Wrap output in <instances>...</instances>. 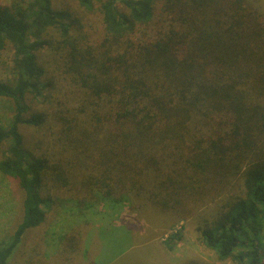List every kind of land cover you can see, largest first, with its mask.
<instances>
[{"label":"trees","instance_id":"obj_1","mask_svg":"<svg viewBox=\"0 0 264 264\" xmlns=\"http://www.w3.org/2000/svg\"><path fill=\"white\" fill-rule=\"evenodd\" d=\"M78 1L90 11L98 5L105 33L97 45L71 35V14L52 0L0 4V52L8 44L14 51L13 78L0 81V98L12 104L10 124L0 126V173L24 193L22 220L0 243V264H10L25 234L45 221L43 206L57 203L55 195L82 215L145 201L154 215L180 220L219 202L215 219L199 227L203 243L221 261L264 264L259 5ZM141 25H153L155 36L133 40ZM50 32L60 36L55 43L46 40ZM44 48L83 94L76 109L32 110L31 96L44 98L52 86L39 61ZM46 124L54 142L41 155L20 128Z\"/></svg>","mask_w":264,"mask_h":264},{"label":"rangeland","instance_id":"obj_2","mask_svg":"<svg viewBox=\"0 0 264 264\" xmlns=\"http://www.w3.org/2000/svg\"><path fill=\"white\" fill-rule=\"evenodd\" d=\"M15 0H0L10 6ZM264 13V0H254ZM55 10L71 14V35L87 38L97 45L104 37L103 19L98 5L92 11L80 6L78 0H52ZM121 6V4H119ZM153 25L138 26L133 40H149L155 36ZM59 34L50 32L46 40L54 43ZM34 42L35 40L32 39ZM50 48L39 52L44 67V81L52 84L44 98L33 101L32 110L52 115L59 109H76L83 94L70 83L58 64L59 57ZM14 51L11 45L0 52V81L13 78ZM12 104L0 98V126L11 121ZM27 147L43 155L54 142L49 125L22 126ZM2 149L0 150V160ZM50 192H45L48 197ZM52 195V194H51ZM58 202L43 206L45 221L29 230L14 252L10 264H238L232 259L221 261L202 241L199 227L215 219L222 203L200 208L199 218L180 220L175 216L161 218L147 208V203L95 207L94 211L78 213L73 204ZM24 193L16 181L0 173V243L9 239L23 216ZM136 207V208H135ZM88 212V213H87ZM87 214V215H86Z\"/></svg>","mask_w":264,"mask_h":264}]
</instances>
